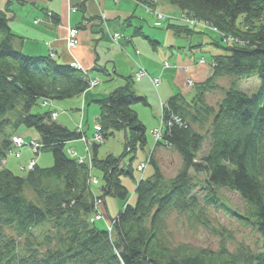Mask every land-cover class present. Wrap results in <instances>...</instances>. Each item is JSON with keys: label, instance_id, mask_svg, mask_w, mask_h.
<instances>
[{"label": "trees", "instance_id": "1", "mask_svg": "<svg viewBox=\"0 0 264 264\" xmlns=\"http://www.w3.org/2000/svg\"><path fill=\"white\" fill-rule=\"evenodd\" d=\"M170 1L220 32L226 45L221 54L212 55L211 73L194 84L192 97L181 92L164 103L162 139L146 158L153 173L137 180L133 204L121 176H133L132 157L147 143L146 127L132 106L146 104L145 96L134 92L127 77L124 86L96 99L103 139L124 131L123 150L98 158L99 143L93 144L88 163L76 161L65 152L66 143L84 134L53 120L50 110H31L39 101L82 94L89 76L53 56L23 53L14 46L17 36L0 11V115L6 116L0 120V264H264V0ZM168 25L177 32L193 31L187 24ZM223 76H254L258 83L252 92L235 81L223 88L215 81ZM216 88L223 96L212 106L205 95ZM6 123L34 128L40 149L52 152V164L24 166V175L7 168L2 161L16 134L3 131ZM206 139L209 148L198 159ZM162 146L181 158L173 177H165L154 159ZM196 174L204 179H195ZM91 176L98 179L97 193ZM221 189L235 192L244 204L233 207ZM106 196L123 204L113 217L111 236L90 222L95 199ZM209 207L253 229L259 248L229 250L223 241L216 250L164 243L161 225L169 211L212 229Z\"/></svg>", "mask_w": 264, "mask_h": 264}, {"label": "rangeland", "instance_id": "2", "mask_svg": "<svg viewBox=\"0 0 264 264\" xmlns=\"http://www.w3.org/2000/svg\"><path fill=\"white\" fill-rule=\"evenodd\" d=\"M25 1V5L23 3H20L18 0H0V10L4 12L7 16H13V20L18 19H28L32 21V18L38 16V8L39 7H46L44 5L43 0H33V2L36 4V7L29 2V0H23ZM135 1V0H134ZM138 2L137 7L135 8V17H134V25H142L143 31L146 33H149L152 36L159 37V41H163L162 43L158 45V48L156 52H160L162 55H164V59L168 62L173 63L174 55L178 54L179 51L182 52L184 58H199L201 56V59L204 62H200L201 60H197L194 65H200L201 63L209 62L211 61V57L214 54H221L225 49L223 48L226 45V42L221 40L220 38V32L215 31L212 27L209 26L207 22H204L203 20H200L195 15L190 13L189 11H186L183 8H180L179 5L172 3L170 0H136ZM159 6V7H158ZM163 8V9H160ZM75 10V6H71L69 10ZM167 10H173L174 13L168 12ZM167 11V12H165ZM71 12V11H70ZM36 13V14H35ZM173 14V15H172ZM36 15V16H34ZM172 15V16H171ZM101 17L105 15L104 12L100 15ZM39 19L40 17H36ZM168 20L173 24H187L188 29H193V31H185L180 30L179 32L176 31V29L172 26L168 25ZM39 21V20H37ZM36 21V22H37ZM105 21V20H104ZM241 19L238 20L237 26L240 28V22ZM130 29V27L128 28ZM127 29V32H130ZM131 30V29H130ZM69 32V31H68ZM113 34H110L109 41L107 40V37L104 38V42L108 43L107 46L110 48H114L115 44L113 41L112 36ZM146 35V34H145ZM137 37V36H136ZM134 37V38H136ZM142 38V37H141ZM138 37L137 39L141 40L143 39ZM153 39V38H151ZM154 40V39H153ZM111 43V45H110ZM146 44V42H144ZM173 47V49H172ZM175 49V50H174ZM173 51V54L171 55L170 52ZM203 56V57H202ZM139 58V59H138ZM207 61H206V60ZM130 60H132L130 58ZM136 60L141 64H137L136 68L134 67L133 71H127L124 72L127 76L130 72L133 74V78L135 72L137 71L139 66H144L141 63L140 56L138 55L136 57ZM162 60V64H163ZM191 60V59H190ZM165 61V62H166ZM175 61V60H174ZM192 61V60H191ZM192 61L191 63H193ZM133 64V60L131 61ZM167 63V62H166ZM165 63V64H166ZM168 65V63H167ZM178 66L180 65L178 62L171 64V66ZM211 66V63H210ZM145 69V68H144ZM160 70V67H159ZM159 70L157 73H159ZM173 69H169L172 71ZM95 71V73H100ZM173 72V71H172ZM163 74V73H162ZM161 75V73H160ZM149 77V75H146ZM160 78V76L158 77ZM161 79V78H160ZM162 79L169 80L166 78V73L162 75ZM189 79H192L190 77ZM193 80V79H192ZM216 83H218L221 87H229L232 82H236L237 85L243 90L247 92H252L256 88V85L258 83L257 79L254 78V76L247 77L245 79H235L229 76H223L220 78L215 79ZM195 84V82H194ZM194 84H190V82L187 83V87L185 93L186 96H192V92H194ZM133 87L135 88L136 92H138L136 83H132ZM160 86V82H159ZM154 87L153 84H150L148 87V93L155 97L157 100V104L151 105L148 103V105L143 104L141 101L138 103H134L132 106L133 108L137 109L138 111V117L144 121L146 125V136L149 138L150 136L153 137L152 142L148 141L146 145L143 146V148L138 149L136 153L132 157V166H134V173L133 176L130 177L129 175H122L121 181L125 184L128 192H129V198L128 201L130 203H134L135 201V194H134V188L137 184V180L142 177H148L153 173L152 165L148 163L144 169L143 172H140L136 170V166L142 164V162L146 161V158L152 153L154 142H156V137L153 135V130L151 129V126L156 125L157 128H159L160 124V114H161V105H159V95L157 92L159 91L160 87ZM158 88V89H157ZM157 89V91H156ZM223 92H221L220 88L213 89V91H208L205 95L206 102L211 104L212 106H216L218 101L222 98ZM162 102V101H161ZM159 108V110H156V108ZM46 108L42 106L41 101H39L36 105L32 107V113L36 112H43ZM6 116L0 115L1 118H4ZM144 125V126H145ZM99 126V124L97 125ZM3 131L5 133H14L18 136H22L25 141L30 140H37L39 138L38 132L34 128H29L25 125L13 127L9 125L8 123L3 124ZM162 127L165 126L162 124ZM100 128V126H99ZM151 129V130H150ZM163 131V130H162ZM124 131L115 132L113 135L109 136L106 140L101 142L98 146V153L97 156L104 157L108 155L109 153H113L115 155H119L122 152V147L124 145ZM88 138H91L93 134H88ZM77 143L71 144L79 151L77 148ZM70 146L69 143H67L66 147ZM202 149L198 152L197 157L198 159H201L203 155H205L206 151L208 150V140L206 139L204 144L202 145ZM15 152H18L20 156H16ZM81 152V151H80ZM154 159H156V162L158 163L160 169L162 170V173L165 177H173L174 174L179 170V167L181 166V158L179 157L176 150H172L170 147L162 146V148H156L154 151ZM32 157L33 159L38 160V164L42 167L50 166L52 164V152L50 150H39V152L36 150V152L32 151V148L29 144H24L23 147H15L13 146L12 152H8L7 156L4 157L2 163L6 165L7 168L11 169L13 173L18 175H24L26 170L22 171V167H29V161L25 164L28 157ZM132 156L128 155V159H130ZM93 174H96L95 171H92ZM194 178L198 179H204L203 174H196ZM90 180V179H89ZM93 190L97 193L98 186L93 185ZM221 194L223 198L226 199V201L232 205L233 207L240 208L244 202L242 198H240L235 192L221 189ZM29 195V193L27 192ZM102 200V205L100 206V219L94 218L91 219L94 220L96 225L100 226L101 228H112L113 232V216H116L117 212L122 208V203L113 196H106L105 197V203L108 207V213L111 214L112 218L108 216L105 209V204L103 202L104 198H96ZM95 199V200H96ZM95 202V201H94ZM209 213L207 218L211 220L212 229H207L203 225L196 223L193 220H188V218L181 213H178L177 211H169L165 217L163 218L164 224L161 225V233H162V239L165 244H168L169 246L177 245L179 243H190L196 248H206V249H213L216 250L220 243L223 241L226 243L229 250H234L237 248V246L241 245H247L251 249H258L260 246V240L257 235V233L253 229H249L244 227L242 224L240 225L236 219L233 217H230V215L227 214L222 209H214L213 207H209ZM95 211V210H94ZM93 211V213H94ZM97 214V212H95ZM91 221V220H90ZM108 226V227H107ZM111 236V235H109Z\"/></svg>", "mask_w": 264, "mask_h": 264}, {"label": "crops", "instance_id": "3", "mask_svg": "<svg viewBox=\"0 0 264 264\" xmlns=\"http://www.w3.org/2000/svg\"><path fill=\"white\" fill-rule=\"evenodd\" d=\"M18 1L25 5V1ZM29 2L36 7L33 0H29ZM43 3L46 7H39L37 10L38 16L34 15L40 17L39 19L34 17L31 21L28 17V19L13 20V16H7L8 26H10L12 33L17 36L14 46L18 49L20 48L23 53L29 56L48 55L53 56L58 62H63L70 66L75 63L80 66L81 71L87 73L90 85L82 94L64 98V100L53 99L41 102L42 106L46 108L45 110L52 112L53 120H56L71 131H76L79 127L85 137L88 134H94L96 132L95 128L99 124L100 108L95 102L96 99L103 98L117 89V87L124 86L127 77L131 79L130 85L134 92L137 95L145 96V105H148V103L156 105L157 100L148 93L147 86L150 84L151 78L160 76V88L157 92L160 105L161 101L165 103L177 93L182 92L187 95L185 91L189 87L187 86L188 82L201 83L211 73V61L208 62L205 59L207 62L194 65L201 56L196 59L184 58L182 52L179 51L178 54L174 55L173 63L163 60L165 53L162 55L160 52H156L158 45L163 41H159V37L143 31L142 25H134L135 8L138 5L136 0H43ZM71 6H75L76 9L69 10ZM167 11L174 13L173 10ZM103 12L105 21L100 19V15ZM168 24H171L169 20ZM73 27L78 29V42L76 46L69 48L66 45V39L69 29ZM129 27L131 30L128 29ZM127 29L130 32H127ZM115 33L118 35L115 42L117 44H115L114 48H110L107 46L108 43L104 42V38L108 36L107 40L109 41L110 34L115 35ZM138 37H142L141 39L149 47L137 39ZM148 39L156 43L153 45ZM170 53L172 55L173 51ZM138 55L149 77L142 76L137 78L134 75L135 77L133 78V74L130 72L127 76H123L125 75L124 72L131 71V69L133 71L134 67L136 68L137 64H140L136 60ZM130 58L133 60V64ZM190 59L194 62L191 63ZM165 61L168 66H165ZM176 62L180 64L178 68L175 65L171 66V64ZM170 68L173 69V72L170 71L169 73ZM99 70H101L100 73H93L95 71L99 72ZM158 70L159 73H157ZM165 73L166 78L169 80L162 79V75ZM190 77L193 80L189 79ZM133 82L136 83L138 92L133 87ZM190 97L192 96H187V98ZM134 110L138 116L137 109L135 108ZM156 110H159V108L157 107ZM141 121L145 125L144 121ZM156 128V125L151 126V129ZM146 138L147 143L148 141L152 142V136L149 138L146 136ZM37 140L40 141L39 138ZM77 142L79 151L71 145ZM67 143L70 146L66 148L75 151L78 156L88 159L91 155L89 148L87 151L85 149L84 140L77 138ZM31 159H33L31 156L28 157L25 164ZM35 162L38 164L37 159H35ZM104 204L106 213L112 218L111 214L108 213L105 199Z\"/></svg>", "mask_w": 264, "mask_h": 264}, {"label": "built area", "instance_id": "4", "mask_svg": "<svg viewBox=\"0 0 264 264\" xmlns=\"http://www.w3.org/2000/svg\"><path fill=\"white\" fill-rule=\"evenodd\" d=\"M100 19L103 21L104 20V16L103 17L100 16ZM77 32H78V30L75 27H73L72 29H69L68 37L66 39V45L69 48H73L74 46H76V44L78 42ZM117 37H118V35L116 33H115V35L112 36L114 43L116 42V38ZM200 60H201L200 62H204L202 59H200ZM74 65L77 66L78 68L80 67L77 64H74ZM165 66H168L167 63L165 64ZM135 74H136L137 78L147 75L146 71L141 66L138 67V70L136 71ZM151 82L154 85V87H158L159 86V82H160V78H158V77L151 78ZM160 105H161L160 127L153 131L154 132L153 135H154V137H156V140L162 139V137H161V135H162V124L164 125V117L162 116V111H163V109L165 108L166 105L164 103H162V102L160 103ZM95 129H97V131L94 133V135L91 138H87L86 139V138L82 137V140H84L85 143H86V147H85L86 151L88 150L89 146L92 145V143H98V142H102L103 141L102 140L103 139L102 138V134L100 132L99 126H97ZM12 140H13V143H15L18 147H21V146H23V144H25L24 141L20 137H13ZM30 144L32 145L34 151L37 150L38 148L42 147V143L41 142L34 141V142H30ZM67 152L70 155L76 157L78 162L84 163L85 161L86 162L89 161V158L86 159L85 157L77 156L75 151H72V150L68 149ZM29 164H30L29 167L32 168V166L34 165V162L30 161ZM145 164L146 163H142L140 166H138L137 169L139 171H142V169H144V167H145ZM89 181H90V183L96 184L97 179H96V177L91 176ZM101 203H102L101 199H96L95 202H94V204H95L94 205V210L95 211H94L93 215L95 216L96 219H100V217H102V215H100V212H99L100 211V206L102 205ZM95 212H97V214ZM94 216L92 218H94ZM107 230H108V234L110 235L112 228L108 227Z\"/></svg>", "mask_w": 264, "mask_h": 264}, {"label": "bare ground", "instance_id": "5", "mask_svg": "<svg viewBox=\"0 0 264 264\" xmlns=\"http://www.w3.org/2000/svg\"><path fill=\"white\" fill-rule=\"evenodd\" d=\"M78 66H79V65H78ZM147 164H148V162H147L145 165H147ZM144 169H145V168H144ZM90 220L94 222V220H92L91 218H90ZM91 221H90V222H91Z\"/></svg>", "mask_w": 264, "mask_h": 264}]
</instances>
